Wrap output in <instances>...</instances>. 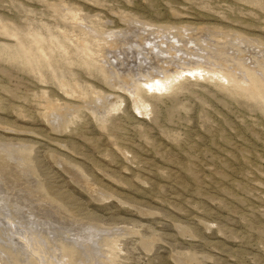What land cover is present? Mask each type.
<instances>
[{
    "label": "rangeland",
    "instance_id": "obj_1",
    "mask_svg": "<svg viewBox=\"0 0 264 264\" xmlns=\"http://www.w3.org/2000/svg\"><path fill=\"white\" fill-rule=\"evenodd\" d=\"M0 200V264H264V0H0Z\"/></svg>",
    "mask_w": 264,
    "mask_h": 264
},
{
    "label": "bare ground",
    "instance_id": "obj_2",
    "mask_svg": "<svg viewBox=\"0 0 264 264\" xmlns=\"http://www.w3.org/2000/svg\"><path fill=\"white\" fill-rule=\"evenodd\" d=\"M156 50H157V49H156ZM164 51H165V50H164ZM159 54H161L160 51H159ZM139 55H140V54H139ZM200 59H201V58H200ZM162 79H163V78H162ZM166 79H167V78H166ZM166 79H164V80H166ZM148 81H149V80H148ZM166 81H167V80H166ZM166 81H163V80L161 81V79H160V80H156V81L153 82V80H152V82L150 83V81H149L148 84L150 83L149 85H155V87H156V86H158V87H163V86L165 85ZM152 87H153V86H152ZM155 87H154V88H155ZM159 89H160V88H159ZM2 145H3V144H2ZM16 187H17V186H16ZM0 201H1V200H0ZM1 202H2V201H1ZM14 208H15V207H14ZM13 212H14V211H13ZM13 212H12V213H13ZM11 217H12V216H11ZM23 217H24V216H23ZM29 219H30V218H29ZM5 220H6V219H5ZM11 220H12V219H11ZM17 222H18V221H17ZM3 223H4V222H3ZM10 224H11V223H10ZM14 226H15V225H14ZM20 230H21V229H20ZM23 238H24V237H23ZM20 239H21V238H20ZM21 240H22V239H21Z\"/></svg>",
    "mask_w": 264,
    "mask_h": 264
}]
</instances>
